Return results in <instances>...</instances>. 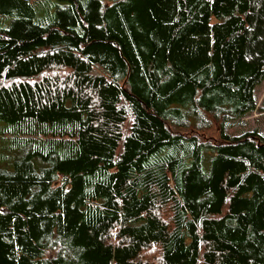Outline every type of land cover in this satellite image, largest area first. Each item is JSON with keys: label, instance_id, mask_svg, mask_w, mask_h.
Returning <instances> with one entry per match:
<instances>
[{"label": "trees", "instance_id": "obj_1", "mask_svg": "<svg viewBox=\"0 0 264 264\" xmlns=\"http://www.w3.org/2000/svg\"><path fill=\"white\" fill-rule=\"evenodd\" d=\"M264 0H0V264H264Z\"/></svg>", "mask_w": 264, "mask_h": 264}, {"label": "rangeland", "instance_id": "obj_2", "mask_svg": "<svg viewBox=\"0 0 264 264\" xmlns=\"http://www.w3.org/2000/svg\"><path fill=\"white\" fill-rule=\"evenodd\" d=\"M256 98L258 107L264 106V82L256 88ZM257 129L264 130V113L260 110L254 111L241 120L231 124L229 130L231 133L240 134L242 132Z\"/></svg>", "mask_w": 264, "mask_h": 264}]
</instances>
